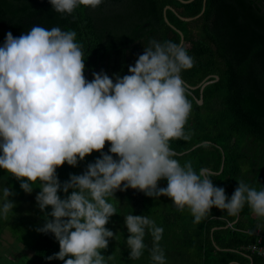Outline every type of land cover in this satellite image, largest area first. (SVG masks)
Segmentation results:
<instances>
[{"label":"clouds","instance_id":"1","mask_svg":"<svg viewBox=\"0 0 264 264\" xmlns=\"http://www.w3.org/2000/svg\"><path fill=\"white\" fill-rule=\"evenodd\" d=\"M49 2L56 12L71 14L80 5L96 8L102 0ZM84 60L76 32L59 27L34 25L19 37L8 32L0 46V169L20 181L28 194L40 182L37 206L41 211L50 206L51 212L36 230L52 233L59 243V252L48 260L107 264L112 259L100 253L115 237L105 225L116 214L108 198L117 190L169 197L178 210L187 207L196 224L213 207L236 216L245 204L264 218V188L258 191L241 180L229 199L206 171L174 158L170 141L187 139L184 127L192 108L181 72L191 69L194 59L184 47L150 40L128 67L129 74H115V82L103 71L86 80ZM106 142L108 153L102 151ZM94 151L101 157L83 174L60 182L57 168L65 163L76 167ZM162 179L167 187H158ZM61 190L64 198L58 195ZM14 195L10 186L0 194L5 219L16 206L10 200ZM125 225L129 259L142 256L147 232L153 238V264H165L159 246L162 227L132 214L125 216Z\"/></svg>","mask_w":264,"mask_h":264},{"label":"trees","instance_id":"2","mask_svg":"<svg viewBox=\"0 0 264 264\" xmlns=\"http://www.w3.org/2000/svg\"><path fill=\"white\" fill-rule=\"evenodd\" d=\"M203 3L198 18H179L199 15ZM166 6L171 8L165 11L169 24L164 20ZM34 25L76 32V42L83 45L88 81L92 69L105 71L102 64L108 54L121 58L123 77L129 74L123 53L131 43L140 41L141 55L152 39L180 44L176 30L180 31L181 46L194 59V66L181 72L184 83L194 87L213 75L218 80L202 92L187 89L192 106L184 127L187 139L170 141L174 158L181 165L190 162L197 172L206 169L229 199L241 180L258 191L264 188V0H102L96 8L80 5L71 14L56 12L49 0H0V46L8 32L19 37ZM200 98L201 105L197 103ZM104 148L108 153L110 143ZM100 157L94 151L76 167L65 163L57 168L58 179L63 184L70 174H83ZM158 187H167V180L158 181ZM58 195L64 198L66 194L61 190ZM114 198L108 201L115 205L116 214L105 227L115 237L100 253L105 258L112 256L107 264H153V238L147 232L142 256L129 259L126 241L130 233L125 225L129 214L145 215L164 229L159 246L165 264H264V257L248 249L259 237V245L264 246V218L256 217L247 204L236 216L213 207L196 224L187 207L178 210L166 196L148 197L128 188L117 190ZM50 212V206L44 211L38 208L31 217H20L7 228L17 244L31 253L28 264H64L47 259L59 252L54 235L36 230L43 227Z\"/></svg>","mask_w":264,"mask_h":264},{"label":"rangeland","instance_id":"3","mask_svg":"<svg viewBox=\"0 0 264 264\" xmlns=\"http://www.w3.org/2000/svg\"><path fill=\"white\" fill-rule=\"evenodd\" d=\"M8 186L15 193L14 196L10 197V200L16 206L9 212L7 219L0 216V264H28L31 253L17 244L16 239L12 238L7 228L14 225L16 219L20 217H31V214H34L35 210L39 208L35 197L40 191V182L37 181L33 184V192L28 194L20 188V181L16 178L12 179L10 174L0 169V194H2V189Z\"/></svg>","mask_w":264,"mask_h":264},{"label":"flooded vegetation","instance_id":"4","mask_svg":"<svg viewBox=\"0 0 264 264\" xmlns=\"http://www.w3.org/2000/svg\"><path fill=\"white\" fill-rule=\"evenodd\" d=\"M143 45L140 44V41L137 40L133 43H131L127 48L124 49V62L126 65V71L128 70L127 65L128 64H135L136 58H138L140 51L142 50ZM120 67H121V58L116 57L113 53L108 54L105 57V60L103 61L102 64V69L104 68L106 73L110 78L113 79L115 82V74L120 75ZM100 73L102 72L99 67H96L92 69L90 76H89V81L93 80V73ZM104 151L107 152V148H104Z\"/></svg>","mask_w":264,"mask_h":264},{"label":"water","instance_id":"5","mask_svg":"<svg viewBox=\"0 0 264 264\" xmlns=\"http://www.w3.org/2000/svg\"><path fill=\"white\" fill-rule=\"evenodd\" d=\"M182 3H189V2H191L192 0H187V1H183V0H180ZM167 9H171L169 6H166L165 8H164V11H163V14H164V20H165V22L166 23H168V21H167V19H166V17H165V11L167 10ZM203 11H204V3H203V7H202V10H201V13L199 14V15H197V16H195V17H191V18H183V17H180L179 16V18L181 19V20H183V21H192V20H194V19H196V18H198L202 13H203ZM169 24V23H168ZM173 29H175L174 27H172ZM176 30V29H175ZM178 33H179V35H180V39H181V41H180V44L179 45H181L182 44V41H183V35L181 34V32L180 31H178V30H176ZM209 78V77H208ZM208 78H206V79H204L202 82H200L197 86H194V87H191V86H189V85H187V84H185V86H186V88L188 89V90H193V89H196V88H199V90H200V92H202L203 91V89L207 86V85H209V84H211V83H214V82H216L217 80H218V77L217 76H215V75H213L212 76V79L211 80H208ZM197 103L199 104V105H201L202 104V101H201V98L199 99V100H197ZM192 149V148H191ZM179 155H181V154H179ZM222 168V165H221V167H220V169ZM204 171H206L207 172V170L206 169H203ZM230 264H233V263H230Z\"/></svg>","mask_w":264,"mask_h":264},{"label":"built area","instance_id":"6","mask_svg":"<svg viewBox=\"0 0 264 264\" xmlns=\"http://www.w3.org/2000/svg\"><path fill=\"white\" fill-rule=\"evenodd\" d=\"M256 236H259V232H256ZM262 242V238L259 237L257 240V244L251 245L248 247L249 250L256 251L262 257H264V246L259 245Z\"/></svg>","mask_w":264,"mask_h":264}]
</instances>
